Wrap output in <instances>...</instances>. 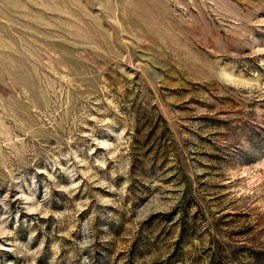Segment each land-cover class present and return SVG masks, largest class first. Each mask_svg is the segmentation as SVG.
Masks as SVG:
<instances>
[{
    "label": "rangeland",
    "instance_id": "rangeland-1",
    "mask_svg": "<svg viewBox=\"0 0 264 264\" xmlns=\"http://www.w3.org/2000/svg\"><path fill=\"white\" fill-rule=\"evenodd\" d=\"M0 264H264V0H0Z\"/></svg>",
    "mask_w": 264,
    "mask_h": 264
}]
</instances>
